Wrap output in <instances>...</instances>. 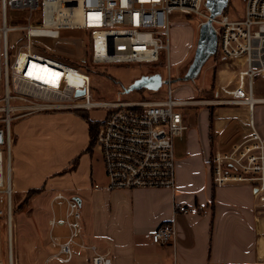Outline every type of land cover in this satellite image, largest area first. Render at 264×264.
I'll return each mask as SVG.
<instances>
[{
	"label": "built area",
	"instance_id": "2783aa9c",
	"mask_svg": "<svg viewBox=\"0 0 264 264\" xmlns=\"http://www.w3.org/2000/svg\"><path fill=\"white\" fill-rule=\"evenodd\" d=\"M75 8L79 16L74 21ZM17 11L27 12L28 20L33 12H40L42 24L10 26L8 13ZM177 13L194 16L202 20L201 24L208 19L204 0H0V110L4 112L0 122V199L4 200L6 211L3 226L8 264L13 198L10 126L15 120L38 113L105 111L93 150L99 152L106 185L94 188L172 190L176 180L173 141L187 129L180 109L194 104L244 106L250 116L249 133L229 151L214 153L210 160L212 180L217 187L247 184L253 189L254 202L264 208V140L255 130L251 116L255 105L262 102L253 99V82L257 77L264 78V0H245L239 18L232 19L223 11L212 21L215 56L223 61L242 60L244 67L237 72L234 89L220 87L217 99L209 102L174 100L171 78L166 79L165 100H95L92 78L85 70L33 50L35 39L54 40L61 31L82 30L89 34L90 63L95 66L159 65L165 61L169 71V16ZM18 32L25 36V44L11 58L9 35ZM55 199L65 201L66 216L49 224L69 229V241L59 247L56 255L60 263L67 264L74 256L71 244L81 228V209L72 198L66 200L57 194ZM175 239L173 222L160 225L151 236L154 245H170ZM84 248L95 253L92 246ZM90 264L112 263L97 253Z\"/></svg>",
	"mask_w": 264,
	"mask_h": 264
},
{
	"label": "crops",
	"instance_id": "0c3cea01",
	"mask_svg": "<svg viewBox=\"0 0 264 264\" xmlns=\"http://www.w3.org/2000/svg\"><path fill=\"white\" fill-rule=\"evenodd\" d=\"M211 67L215 66L208 63L202 85L195 90L198 98L190 102L213 101L223 86L234 89L244 65L242 60L225 61L208 72ZM142 75L148 76L137 77ZM253 87V99L262 102L255 105L252 122L264 140V78H255ZM179 112L187 129L173 141L172 190L94 188L104 187L106 179L100 157L93 160L87 151L89 127L83 116L95 120L84 111L38 113L13 121L12 192L22 202L28 191L40 190L27 205L40 198L37 208L43 224L39 234L29 236L28 252L34 260L21 254L17 264H63L56 255L68 243L69 229L49 224L66 216V203L57 201V194L74 199L81 209V228L71 244L74 256L67 264H90L97 253L112 264H261L264 210L247 184L215 186L210 161L214 153L229 151L249 133L246 107L194 104ZM53 204L61 211L51 210ZM47 208L50 211L41 214ZM183 209L188 213L182 214ZM169 222L175 225V241L154 245L152 233ZM42 233L47 236L42 238ZM85 246L94 247L95 253Z\"/></svg>",
	"mask_w": 264,
	"mask_h": 264
},
{
	"label": "rangeland",
	"instance_id": "374dc122",
	"mask_svg": "<svg viewBox=\"0 0 264 264\" xmlns=\"http://www.w3.org/2000/svg\"><path fill=\"white\" fill-rule=\"evenodd\" d=\"M229 6L225 10L227 15L232 19L239 18L242 15L245 0H229ZM29 14L24 11L9 12L8 22L10 26L23 27L28 24L31 26H39L42 24L41 13L33 12L28 20ZM169 19V71L167 70V64L164 61L159 65H106L95 66L90 63V38L87 32L82 30L76 31H61L57 39H35L33 50L41 52L45 51L46 54L58 59L59 61L69 62L73 64H80L85 70H89L92 78V92L94 99L111 100L114 102H136V101H150V100H165L166 98V86H162L159 91H136L127 93L125 90L135 81V79L141 73L147 75L158 73L161 75L162 80L171 78V89L174 90L173 99H185L194 100L198 98L196 94V88L202 85V77L207 64H212L215 67H211L208 72H214L216 68L222 67L225 61L220 60L215 55L210 57L207 63L201 69L199 75L190 82L180 81V78L185 76V73L189 66L193 62V55L196 49V42L199 35V26L202 20L194 16H183L180 14H171ZM9 54L10 57L18 52V48L25 44V36L23 33L10 34ZM103 75V76H100ZM111 78H105L104 76ZM2 88L0 89V98L2 97ZM3 108V104H0V109ZM179 111V110H178ZM89 118L95 121L102 122L105 117V111L100 109H93V111L86 112ZM4 119V112L0 110V122ZM12 123V122H11ZM99 159V152L94 150L93 160ZM12 208L13 213L11 216V252L12 260L14 264H17L19 255L23 254L24 258L30 255V258L34 260L35 256H32L28 252V246L31 239L29 236L32 234H39L42 231V219L39 214V199L29 203L27 206H23L20 209L19 196L14 195ZM0 256L2 264H8V249L7 240L5 235V227L3 226L5 220V204L4 200L0 199ZM55 212L61 211L57 204H53L51 210ZM50 208L43 209L41 212L47 213ZM261 210H264L262 208ZM60 232V231H58ZM57 231H54V237ZM42 233V238L44 237ZM47 236V235H46ZM45 236V237H46ZM29 237V238H28ZM35 240L33 243H36ZM39 242V241H38Z\"/></svg>",
	"mask_w": 264,
	"mask_h": 264
},
{
	"label": "water",
	"instance_id": "95a60500",
	"mask_svg": "<svg viewBox=\"0 0 264 264\" xmlns=\"http://www.w3.org/2000/svg\"><path fill=\"white\" fill-rule=\"evenodd\" d=\"M205 7L208 11V19L199 26V35L196 42V49L193 55V62L187 69L185 76L180 78V81L190 82L195 79L203 66L207 63L210 57L214 56L217 50L216 34L212 29V21L219 17L229 5V0H204ZM167 80H162L160 74H150L148 76L142 75L136 79L125 91H159V89L167 84ZM78 94H82L78 92Z\"/></svg>",
	"mask_w": 264,
	"mask_h": 264
},
{
	"label": "trees",
	"instance_id": "16d2710c",
	"mask_svg": "<svg viewBox=\"0 0 264 264\" xmlns=\"http://www.w3.org/2000/svg\"><path fill=\"white\" fill-rule=\"evenodd\" d=\"M229 3H230V2H229ZM228 6H229V5H228ZM227 8H228V7H227ZM37 52H38V51H37ZM39 53H41L42 55H45V56H50V57H52L51 55L46 54L45 51H41V52H39ZM52 58H54V57H52ZM55 59H56V58H55ZM57 60H58V59H57ZM61 62H62V61H61ZM65 63L70 64V65H72V66H74V67H80L81 69L85 70L84 68H82V65H80V64H73V63H69V62H67V61H66ZM85 71L91 76V73H90L89 70H85ZM100 76H103V75H100ZM104 77H105V78H108V79L111 80V78L108 77L107 75L104 76ZM65 112L75 113V114H77V115H78V113H80L79 110H78V111H75V110H67V111H65ZM83 119H84L85 121H87V124H88V127H89L90 142H89V146H88V148H87V151L90 152V153H93V152H94V150H93V146H94V141H95V137H96V136H95V133H96L97 128H98V126L100 125V123H99V121H90L89 119H87V118L84 117V116H83ZM0 127H2V124H0ZM13 142H14V139H13V141H12V144H13ZM75 163H76V161L73 162V163L71 164L72 166L69 168V170H70V169H74V167L76 166ZM39 191H40V190H37V191H28V192L25 194V198L23 199L22 203L20 204V209H22L24 205L26 206L27 203L29 202V200H30L32 197H34L35 195H37V193H39ZM12 202H13V199H12ZM11 211H12V213L14 212L13 209H12Z\"/></svg>",
	"mask_w": 264,
	"mask_h": 264
},
{
	"label": "bare ground",
	"instance_id": "6f19581e",
	"mask_svg": "<svg viewBox=\"0 0 264 264\" xmlns=\"http://www.w3.org/2000/svg\"><path fill=\"white\" fill-rule=\"evenodd\" d=\"M78 16H79V10L77 9V8H75V10H74V13H73V20L75 21V19H77L78 18ZM47 25H49V24H47ZM42 30V29H41ZM139 79V78H138ZM136 80V79H135ZM135 82V81H134ZM133 84V83H132ZM131 84V85H132Z\"/></svg>",
	"mask_w": 264,
	"mask_h": 264
}]
</instances>
